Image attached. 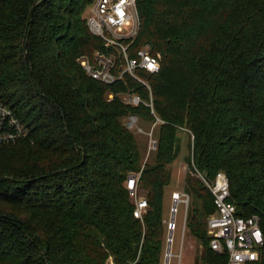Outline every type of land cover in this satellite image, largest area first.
<instances>
[{"label":"trees","instance_id":"trees-1","mask_svg":"<svg viewBox=\"0 0 264 264\" xmlns=\"http://www.w3.org/2000/svg\"><path fill=\"white\" fill-rule=\"evenodd\" d=\"M95 1L0 0V98L28 131L0 143V264H163L181 131L187 227L203 246L195 264H227L210 246L217 208L201 176L225 173L237 215L259 216L264 235V0H137L130 56L150 45L162 59L158 74L139 71L154 113L125 101H150L129 75L104 84L83 68L108 50L87 24ZM130 115L156 124L151 162L125 126ZM138 173L142 220L127 189Z\"/></svg>","mask_w":264,"mask_h":264},{"label":"built area","instance_id":"built-area-1","mask_svg":"<svg viewBox=\"0 0 264 264\" xmlns=\"http://www.w3.org/2000/svg\"><path fill=\"white\" fill-rule=\"evenodd\" d=\"M87 24L92 34L100 37L108 49L106 53L97 52L93 60L82 61L88 75L104 84L116 83L122 80L124 75H129L148 88L150 101H145L139 94H131L132 96H127L125 101L135 107L145 105L154 113L151 87L148 81L139 75V71L150 75L158 74L162 68L161 56L153 55L150 45L130 56V50L141 31L138 1L96 0L90 8ZM125 126L135 134H145L149 137V154L157 150V140L153 132H145L138 116L130 115ZM27 137L28 131L18 120L15 111L0 98V143H15ZM140 177V173L131 174L127 180V189L136 205L135 217L142 220L148 210V203L145 198L139 196ZM201 179L214 196L217 208V214L207 223L211 249L218 254L228 255L227 264H260L261 250L264 246L260 217L255 215L245 218L237 215V207L230 201V183L225 173H218L213 181L202 176ZM172 199L175 217L179 205H184L186 210L188 209L190 196L185 192L173 193ZM173 221L174 218L169 222V231L172 235L176 227ZM170 257H173V254H170ZM176 257L179 259L178 264H183L182 252Z\"/></svg>","mask_w":264,"mask_h":264},{"label":"rangeland","instance_id":"rangeland-1","mask_svg":"<svg viewBox=\"0 0 264 264\" xmlns=\"http://www.w3.org/2000/svg\"><path fill=\"white\" fill-rule=\"evenodd\" d=\"M90 11L88 10L85 14L88 17ZM141 126L147 133L153 132L154 138L157 134V129H154L153 126L145 122L142 118H140ZM139 143L142 149L147 153V157L150 158L149 162L153 160L154 152L149 154V137L145 134L139 135ZM178 136L181 140L180 146L181 151L177 158V160L168 167L169 171L172 175V180L170 185L165 190V204H164V214H165V221L167 224V228L169 226V222L174 218V223L176 225L175 231L173 232L174 241L171 244V251L168 254H173V257H169L170 263L169 264H178L179 259L176 257L181 254L182 252V261L183 264H195L196 260L201 257L203 252V246L201 242H199L190 232L189 228L187 227V218H188V210H190V206L193 202V197L190 198L189 207L186 210L184 205H179L178 207V214L175 217L173 213V193L185 192V180L187 176L191 173L189 166H188V157L190 156V136L186 131H181L178 133ZM156 139V138H155ZM148 159V158H147ZM192 174V173H191ZM143 196V194H141ZM168 237V236H167ZM168 244V243H167ZM166 253H167V245L164 255V262L166 260ZM112 262V260H110ZM110 262V263H111ZM113 264V263H112Z\"/></svg>","mask_w":264,"mask_h":264},{"label":"water","instance_id":"water-1","mask_svg":"<svg viewBox=\"0 0 264 264\" xmlns=\"http://www.w3.org/2000/svg\"><path fill=\"white\" fill-rule=\"evenodd\" d=\"M173 239L172 233L169 234V239H168V244H167V253H166V260L165 264H169V259H168V253L171 251V241Z\"/></svg>","mask_w":264,"mask_h":264},{"label":"bare ground","instance_id":"bare-ground-1","mask_svg":"<svg viewBox=\"0 0 264 264\" xmlns=\"http://www.w3.org/2000/svg\"><path fill=\"white\" fill-rule=\"evenodd\" d=\"M169 257H170V254H168V259H169Z\"/></svg>","mask_w":264,"mask_h":264}]
</instances>
